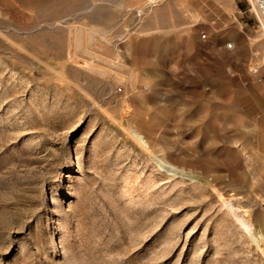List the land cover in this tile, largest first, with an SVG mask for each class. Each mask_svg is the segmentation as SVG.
Segmentation results:
<instances>
[{"label":"rangeland","instance_id":"obj_1","mask_svg":"<svg viewBox=\"0 0 264 264\" xmlns=\"http://www.w3.org/2000/svg\"><path fill=\"white\" fill-rule=\"evenodd\" d=\"M0 264H264L253 3L0 0Z\"/></svg>","mask_w":264,"mask_h":264},{"label":"built area","instance_id":"obj_2","mask_svg":"<svg viewBox=\"0 0 264 264\" xmlns=\"http://www.w3.org/2000/svg\"><path fill=\"white\" fill-rule=\"evenodd\" d=\"M247 1L253 3L255 10L257 12L259 23L264 29V0H247Z\"/></svg>","mask_w":264,"mask_h":264},{"label":"bare ground","instance_id":"obj_3","mask_svg":"<svg viewBox=\"0 0 264 264\" xmlns=\"http://www.w3.org/2000/svg\"><path fill=\"white\" fill-rule=\"evenodd\" d=\"M139 139H140V141H141L144 145L147 144L146 141L143 140L140 136H139ZM158 163H159V166H160L161 168H165V167L167 166V164H166L164 161H162V160H159ZM171 170H172V169H171ZM172 171H173V170H172ZM175 171H176V170H175Z\"/></svg>","mask_w":264,"mask_h":264}]
</instances>
